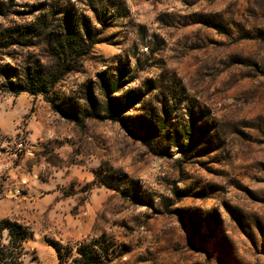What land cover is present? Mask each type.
<instances>
[{"label": "rangeland", "instance_id": "374dc122", "mask_svg": "<svg viewBox=\"0 0 264 264\" xmlns=\"http://www.w3.org/2000/svg\"><path fill=\"white\" fill-rule=\"evenodd\" d=\"M35 69L0 85L19 264H264V0H0V84Z\"/></svg>", "mask_w": 264, "mask_h": 264}, {"label": "trees", "instance_id": "16d2710c", "mask_svg": "<svg viewBox=\"0 0 264 264\" xmlns=\"http://www.w3.org/2000/svg\"><path fill=\"white\" fill-rule=\"evenodd\" d=\"M45 19V18H44ZM40 21V20H39ZM45 21V20H43ZM43 21L40 23L35 22L34 25H27L26 27H19L18 29L24 30L25 32L35 33L36 35L44 34V31L46 30ZM70 30L69 27L65 26V30L63 34H57L54 36L57 40L55 45L58 47V51H56V58L55 63L52 65V70L54 68V72L61 71L57 69H61L64 63V57L65 53L72 52L71 50V44L73 43L71 41L72 36H69ZM78 36V34H77ZM48 37V36H47ZM61 49H64L61 50ZM67 50V52H66ZM49 71V70H48ZM45 72V71H43ZM41 70H27V72L24 75V78L20 80V83L13 84L10 82L6 72L1 71V77L4 78V80L1 82V87L5 91L9 92L12 95H17L19 93H26L28 95H34L36 93H42L45 91L47 87L53 86V84L56 82L55 76L52 77L50 75H44ZM106 105H109V101L107 100ZM108 108V107H107ZM69 121H75L74 116H66ZM136 197L137 194H133L131 196V200L135 201L136 203ZM4 231L6 235V244L2 245L0 244V264H19L18 262V256H19V249H20V243L28 236V232L24 227L21 225L9 222L7 220H0V233ZM52 250L57 253V245L56 244H50L49 245ZM105 248L102 249L103 254H105ZM75 254L78 257L79 264H97L99 263V258L95 254H89L85 256V253L83 251V248L77 247L75 249Z\"/></svg>", "mask_w": 264, "mask_h": 264}, {"label": "built area", "instance_id": "2783aa9c", "mask_svg": "<svg viewBox=\"0 0 264 264\" xmlns=\"http://www.w3.org/2000/svg\"><path fill=\"white\" fill-rule=\"evenodd\" d=\"M17 146H19V145H17ZM20 183H23V181H21ZM14 194H19V190H14Z\"/></svg>", "mask_w": 264, "mask_h": 264}]
</instances>
